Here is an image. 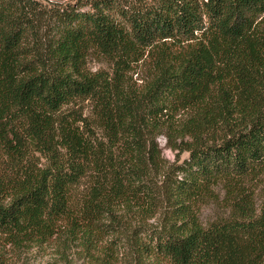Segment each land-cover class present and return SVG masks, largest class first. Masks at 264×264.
<instances>
[{
	"label": "trees",
	"instance_id": "1",
	"mask_svg": "<svg viewBox=\"0 0 264 264\" xmlns=\"http://www.w3.org/2000/svg\"><path fill=\"white\" fill-rule=\"evenodd\" d=\"M119 227L136 264H264V0H0V234Z\"/></svg>",
	"mask_w": 264,
	"mask_h": 264
},
{
	"label": "rangeland",
	"instance_id": "2",
	"mask_svg": "<svg viewBox=\"0 0 264 264\" xmlns=\"http://www.w3.org/2000/svg\"><path fill=\"white\" fill-rule=\"evenodd\" d=\"M42 5L65 4L68 1L76 0H38ZM92 70L108 69L109 65L98 58H92L89 62ZM141 72L134 74V80L141 82L139 78ZM90 106H87L86 113L89 114ZM100 133V132H99ZM189 138L186 137V140ZM161 156L170 163L177 160L183 161L189 157V152H182L170 146L165 134L157 138ZM180 142V140H178ZM218 191H221L219 188ZM260 201V199H259ZM226 213L224 207L217 203H209L203 206L201 219L204 224H208L215 218ZM132 228L136 224L135 218L129 217ZM153 220H150V222ZM128 227V226H127ZM120 229V230H119ZM105 235L95 247L77 239L65 244L63 237L53 239L50 242L41 244L18 245L8 242L0 234V264H136L134 252L130 247V242L122 234V227Z\"/></svg>",
	"mask_w": 264,
	"mask_h": 264
}]
</instances>
